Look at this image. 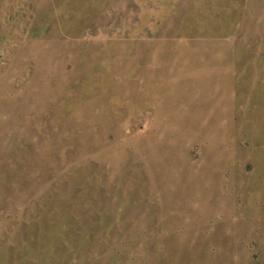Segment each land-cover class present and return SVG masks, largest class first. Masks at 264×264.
I'll return each mask as SVG.
<instances>
[{
	"label": "rangeland",
	"instance_id": "rangeland-1",
	"mask_svg": "<svg viewBox=\"0 0 264 264\" xmlns=\"http://www.w3.org/2000/svg\"><path fill=\"white\" fill-rule=\"evenodd\" d=\"M0 264H264V0H0Z\"/></svg>",
	"mask_w": 264,
	"mask_h": 264
}]
</instances>
